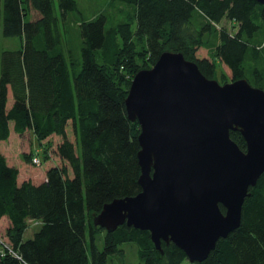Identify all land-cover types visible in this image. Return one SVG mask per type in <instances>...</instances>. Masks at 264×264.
Returning <instances> with one entry per match:
<instances>
[{"label":"trees","instance_id":"obj_1","mask_svg":"<svg viewBox=\"0 0 264 264\" xmlns=\"http://www.w3.org/2000/svg\"><path fill=\"white\" fill-rule=\"evenodd\" d=\"M110 1L122 19L108 26L105 10L82 18L77 53L67 50L61 19L80 12L78 0H58V8L55 0H0V36L23 40L19 49L0 51V144L13 130L31 132L41 143L57 136L64 162L36 183L21 180L0 150V222L8 220L6 236L15 252L5 251L0 264H109L110 256L124 254L126 243L137 245L140 264H182L188 258L173 242L162 241L159 250L149 231L124 224L110 232L94 222L105 204L141 192V126L125 103L132 80L163 52L174 51L210 79L220 62L230 72L223 71L226 78L264 89V5ZM224 20L232 30L220 26ZM231 138L246 150L239 131ZM250 194L241 225L198 264H264V175ZM32 220L41 228L26 240Z\"/></svg>","mask_w":264,"mask_h":264},{"label":"water","instance_id":"obj_2","mask_svg":"<svg viewBox=\"0 0 264 264\" xmlns=\"http://www.w3.org/2000/svg\"><path fill=\"white\" fill-rule=\"evenodd\" d=\"M125 103L141 126V192L105 204L95 225L149 231L159 250L173 242L201 263L241 225L264 175V89L247 79L222 85L181 52L165 51L135 74ZM231 131L243 135L246 150Z\"/></svg>","mask_w":264,"mask_h":264},{"label":"rangeland","instance_id":"obj_3","mask_svg":"<svg viewBox=\"0 0 264 264\" xmlns=\"http://www.w3.org/2000/svg\"><path fill=\"white\" fill-rule=\"evenodd\" d=\"M55 4L58 8V0H55ZM78 4L80 12H71L68 15V21H65L64 23L63 19H61L63 32L65 33V45H68L67 50L73 49V51L77 53L80 52L78 22L82 18L91 19L94 14L98 13L99 11L105 10L109 16L107 23L108 26H112L122 19V17L117 16V12L120 10L116 7L110 6V0H78ZM58 13L59 16H61L60 11ZM221 25L227 26V28H229L230 30H232L233 28L232 23L227 20H224L220 24V26ZM67 31H69V33H67ZM68 41H70L71 44H68ZM22 44L23 40L19 36H0V51L19 49ZM129 55H131V53L128 54V57H130ZM223 71L230 75L229 70L219 62L217 73L214 79H216L222 85L232 82L230 79L225 77ZM68 132L72 137L73 134L71 133L70 127H68ZM58 141V137L54 136L52 140L48 142L44 141L43 143H41L31 132H26L23 135H19L13 130L11 137L7 141H3L0 144V150L11 165L19 168L21 180L29 179L33 182L41 183L45 180L47 170L50 166L64 165V162L61 160L57 153ZM27 155L30 156L27 158ZM8 224L9 223L6 218L0 222V257L5 255L6 252L3 253L2 250L4 251V248H6V246L11 247V244H9V239L6 236V229L8 227ZM40 228V221H29L28 228L24 234V238L26 240L32 238ZM103 246V241L100 240L99 247L103 248ZM123 248L125 250L124 254L110 256L109 264H140L138 247L136 244L126 243L123 245ZM182 264L198 263L191 262L189 259H185Z\"/></svg>","mask_w":264,"mask_h":264},{"label":"built area","instance_id":"obj_4","mask_svg":"<svg viewBox=\"0 0 264 264\" xmlns=\"http://www.w3.org/2000/svg\"><path fill=\"white\" fill-rule=\"evenodd\" d=\"M36 160H37V159H36ZM6 249H7V251H9L10 253H12V254L15 255V252H14V251L11 249V247H9V246H6V248H4V251L2 250V252L5 253Z\"/></svg>","mask_w":264,"mask_h":264},{"label":"crops","instance_id":"obj_5","mask_svg":"<svg viewBox=\"0 0 264 264\" xmlns=\"http://www.w3.org/2000/svg\"><path fill=\"white\" fill-rule=\"evenodd\" d=\"M12 135V134H11ZM11 137V136H10ZM8 161V160H7ZM10 164V163H9Z\"/></svg>","mask_w":264,"mask_h":264}]
</instances>
